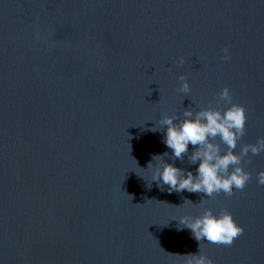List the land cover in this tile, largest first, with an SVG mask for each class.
<instances>
[{
  "label": "water",
  "instance_id": "water-1",
  "mask_svg": "<svg viewBox=\"0 0 264 264\" xmlns=\"http://www.w3.org/2000/svg\"><path fill=\"white\" fill-rule=\"evenodd\" d=\"M225 87L246 112L239 153L264 138V0H0V264H184L197 241L174 219L205 208L244 229L204 241L214 264H264V152L243 158L242 191L202 204L137 176L171 152L155 122Z\"/></svg>",
  "mask_w": 264,
  "mask_h": 264
},
{
  "label": "clouds",
  "instance_id": "clouds-1",
  "mask_svg": "<svg viewBox=\"0 0 264 264\" xmlns=\"http://www.w3.org/2000/svg\"><path fill=\"white\" fill-rule=\"evenodd\" d=\"M222 53V60L231 59L227 47L222 49ZM184 63L183 57L177 61L178 65ZM178 79L181 83L176 91L187 97L191 91L188 80L184 75ZM217 96V107L194 110L189 105L187 108L183 107L179 115H164L156 121L149 130L154 133L162 132V142L171 152L153 154L146 169L139 167L148 174V180L144 176H137L147 182L150 180V187L154 182L161 192L201 193V204L221 193L230 196L235 191H242L251 178L250 172L241 166L243 158L249 153L256 156L264 152V138L258 139L254 144H243L237 153L235 149L238 142L245 135V108L232 102L227 87ZM221 104L224 106H219ZM189 145L192 146L191 150ZM221 145L225 146L224 149ZM168 160L172 162L169 163ZM177 160H186L187 165L196 167L194 171L177 167ZM257 183L264 186V171L257 173ZM184 204L197 205L187 198L184 199L182 205ZM174 220L178 221V231L188 229L191 237L197 241L196 253L180 254L184 258V264H214L202 251V244H206L204 241L231 246L244 231L227 209L214 213L211 208H205L201 215H182Z\"/></svg>",
  "mask_w": 264,
  "mask_h": 264
}]
</instances>
